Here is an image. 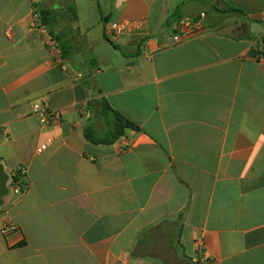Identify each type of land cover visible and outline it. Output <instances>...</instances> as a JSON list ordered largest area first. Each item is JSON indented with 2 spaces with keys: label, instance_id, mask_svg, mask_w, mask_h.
Wrapping results in <instances>:
<instances>
[{
  "label": "crops",
  "instance_id": "1",
  "mask_svg": "<svg viewBox=\"0 0 264 264\" xmlns=\"http://www.w3.org/2000/svg\"><path fill=\"white\" fill-rule=\"evenodd\" d=\"M42 4L76 7L66 70L30 0H0V164L29 183L0 206V264H193L199 244L217 264H264V0ZM125 20L142 27L111 38ZM102 98L139 130L86 139L104 131Z\"/></svg>",
  "mask_w": 264,
  "mask_h": 264
},
{
  "label": "trees",
  "instance_id": "2",
  "mask_svg": "<svg viewBox=\"0 0 264 264\" xmlns=\"http://www.w3.org/2000/svg\"><path fill=\"white\" fill-rule=\"evenodd\" d=\"M43 1V0H42ZM41 3L36 7L38 25L46 30L48 37L55 44L62 59L70 58L73 52L71 23L77 21L76 7L68 6L49 8ZM228 11L241 12L239 8L228 6ZM97 113L104 124V131L98 133L88 126L85 137L95 144L111 145L119 141L127 129L139 130L138 126L121 113L112 108L109 102L102 98L96 102Z\"/></svg>",
  "mask_w": 264,
  "mask_h": 264
},
{
  "label": "built area",
  "instance_id": "3",
  "mask_svg": "<svg viewBox=\"0 0 264 264\" xmlns=\"http://www.w3.org/2000/svg\"><path fill=\"white\" fill-rule=\"evenodd\" d=\"M42 0H30L31 5L35 9V20H37L35 24V28L40 30L43 34L47 35V32L42 27L38 25V16L36 15V7L41 3ZM205 15H203L199 20H182L179 23V27L189 28V29H197L202 26L203 19ZM142 27V23L139 20H125V21H112L108 22L106 25V32L111 38H117L126 33L135 32L140 30ZM180 36H175V40L178 41ZM48 44L51 48V51L58 56L59 64L62 66V57L60 55L59 50L55 46V44L49 38ZM64 70H66L65 66H62ZM36 113L41 117L43 122L55 121L59 118V113L53 110H49L43 107H37ZM5 135V130H0V143L1 138ZM8 187L10 193L17 197L23 196L29 189V183L27 179V169L25 166H19L12 175H10ZM17 227L13 224H9L5 227L4 232L8 233L11 231H16ZM191 261L193 264H217L215 260L210 258L204 250V246L201 244L198 245L195 254L192 256Z\"/></svg>",
  "mask_w": 264,
  "mask_h": 264
},
{
  "label": "water",
  "instance_id": "4",
  "mask_svg": "<svg viewBox=\"0 0 264 264\" xmlns=\"http://www.w3.org/2000/svg\"><path fill=\"white\" fill-rule=\"evenodd\" d=\"M9 174L5 172L4 166L0 164V206L3 204V198L10 194L8 182Z\"/></svg>",
  "mask_w": 264,
  "mask_h": 264
},
{
  "label": "rangeland",
  "instance_id": "5",
  "mask_svg": "<svg viewBox=\"0 0 264 264\" xmlns=\"http://www.w3.org/2000/svg\"><path fill=\"white\" fill-rule=\"evenodd\" d=\"M241 17L236 14H227L222 18V23L224 25V28H228L230 31H236L237 26L242 24ZM166 259L170 260L171 256L167 257Z\"/></svg>",
  "mask_w": 264,
  "mask_h": 264
}]
</instances>
